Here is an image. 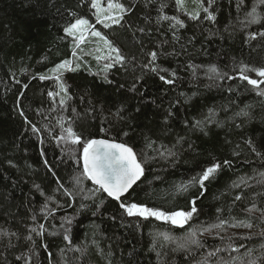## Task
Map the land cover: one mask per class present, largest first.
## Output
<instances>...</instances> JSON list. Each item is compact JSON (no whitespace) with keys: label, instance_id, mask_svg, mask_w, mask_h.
I'll return each instance as SVG.
<instances>
[{"label":"trees","instance_id":"trees-1","mask_svg":"<svg viewBox=\"0 0 264 264\" xmlns=\"http://www.w3.org/2000/svg\"><path fill=\"white\" fill-rule=\"evenodd\" d=\"M122 2L134 8L120 25H97L126 57L105 73L93 48L73 57V39L63 31L73 13L95 22L88 0H0V264H264V97L239 79L244 65L264 67V4L203 0L194 20L175 0ZM205 7L215 20L205 18ZM253 7L259 23H249ZM152 51L158 53L152 66L167 71L143 67ZM66 59L80 67L63 73L70 98L61 105L64 93L48 95L59 92L56 80L39 75L51 77L49 70ZM210 109L208 134L193 130ZM61 125L82 143L132 147L145 173L129 199L161 210H187L197 188L179 186L215 160L232 164L206 184L198 212L183 227L127 217L82 175V144L55 139ZM239 222L252 227L233 226ZM40 224L43 236L31 231Z\"/></svg>","mask_w":264,"mask_h":264},{"label":"snow or ice","instance_id":"snow-or-ice-1","mask_svg":"<svg viewBox=\"0 0 264 264\" xmlns=\"http://www.w3.org/2000/svg\"><path fill=\"white\" fill-rule=\"evenodd\" d=\"M84 0H81L83 3ZM153 0H147V3H152ZM197 4L203 3V0H195ZM214 0H208V3H213ZM243 3V0H240ZM259 3L264 4V0H259ZM175 6L183 10L185 8V0H175ZM88 7L90 10L94 9L95 11L92 15L95 17V22H90L89 18H85L84 16H76L75 13L72 15L75 17L74 22L70 23L66 26L63 31L66 33L68 37L73 39V52L72 56L79 59L77 55V50L83 52L81 45H84L88 42L89 36L95 38V42L98 45H102L103 47H97L96 53H100L104 51L103 55L96 54L94 56L97 62L103 60L105 61L103 65L102 71L107 73L108 70L114 68L117 64H123L126 60V57L122 54L120 48L116 47L113 42L108 39V37L102 33L101 30L97 28V25H102L103 28H110L112 25H120L121 21L125 20L126 14L133 11L134 6L126 5L122 2V0H88ZM163 7V6H162ZM239 7V5H238ZM203 11L207 14L206 19L215 20V16L208 11V8H203ZM252 19L249 23H259L260 17L256 15V8L253 7L252 12L248 13ZM192 19H199L198 13L191 14ZM161 20H170L174 21L172 25L175 27L179 25L180 27H184L183 21L178 19L176 16L169 17L167 15H163L160 17ZM139 31H145L144 28L139 29ZM255 33L252 34V38H255ZM260 35L264 36V33H260ZM106 50V51H105ZM89 55L91 53H88ZM151 59L143 65L144 68H150L151 71H167L166 69H157L152 66L157 59L158 53L152 51L148 53ZM80 65L77 63L73 66L72 60H63L59 64L55 65L49 71L52 73V76L40 74L39 79L41 81L53 78L56 80L59 92L53 93L48 92L50 97L58 96L60 93H64V98L60 100L61 105L66 102L68 97V88L65 82L63 81V73L65 71H76ZM210 72L217 73V69L215 66H212L209 69ZM254 72L257 78H252L247 73ZM174 76L175 73L173 72ZM224 75H227L225 73ZM35 79V77H33ZM231 79L232 77H228ZM104 79L108 83H112L107 78V75L104 76ZM159 79L168 84H173L174 81L170 78H166L164 75H160ZM239 79L242 81H246L248 85L252 86V89L256 91L257 95L264 97V88L261 86L264 85V67H248L244 65L239 70ZM19 83V82H18ZM25 88L28 87L27 84L23 85ZM123 87V85H120ZM132 90H135V84L132 86ZM74 111V110H73ZM211 114L212 110H209V115L206 116L202 120H196L190 126L193 130H199L203 132L204 135H207L206 124L211 123ZM247 115L246 112L237 113V115ZM23 115V113H21ZM171 111L168 112V116H171ZM168 116L165 117V121H167ZM30 123V122H29ZM186 125L189 124L188 121L185 122ZM236 127H240V125H236ZM62 134L58 137H55L58 141H62L64 143H71L73 145H81L82 144V161H83V172L82 175L90 180L94 185H96L95 192L105 193L108 198H111L113 201L118 203L119 209L126 214L127 217H139L147 220L148 218H155L156 220H162L165 222H171V224L183 227L189 220H191L198 212L197 200L204 194L206 191V184L211 182L212 179L216 178V174L221 171L225 166H231L232 161L229 159H224L222 161L215 160L210 165L201 169V171L193 175L187 182V184H181L178 190H182L183 192H187L189 188H197V192L193 193L192 196L188 200L189 208L179 209V210H161L156 207H149L142 202H136L134 200L129 199L131 190H133V186L137 184L140 178L144 174V168L142 167L141 162L137 159V154L128 144L120 142H113L107 139H84L82 143V136L78 134L71 126L64 128L61 125ZM102 131H106L105 129H101ZM33 132H38L39 129L32 126ZM125 136L128 135L127 132L124 133ZM181 140L183 137L180 138ZM179 143V141H178ZM246 143L251 144L252 141H246ZM191 147V144H189ZM257 155H261L256 148L252 149ZM169 156H175L176 153L171 150L166 149ZM235 154V153H234ZM43 155V152H42ZM163 155V153H161ZM48 162L45 161V164ZM52 170L51 167L49 169ZM264 175V174H262ZM39 188V186H36ZM71 195V193H68ZM240 197H237L239 199ZM126 199L128 202H126ZM103 201H101V204ZM100 205H97V210H99ZM253 209H248L247 211L251 212ZM95 215V213H93ZM35 220V217H33ZM115 219V217H113ZM68 223L71 224V220H68ZM243 225L245 227L251 228V224H244V222H239L237 225ZM222 225H216L215 227H220ZM32 232H35L39 236L44 235V225H39V230L37 228L31 229ZM67 229H65V233H67ZM204 231H210V229H205ZM14 235V234H13ZM195 235V233H193ZM259 235L264 236V232H261ZM65 240H69V236L67 234L63 237ZM251 238V237H249ZM28 239H32L31 236ZM47 248V245H44ZM209 255H214V253H209ZM19 259V257H18Z\"/></svg>","mask_w":264,"mask_h":264},{"label":"rangeland","instance_id":"rangeland-1","mask_svg":"<svg viewBox=\"0 0 264 264\" xmlns=\"http://www.w3.org/2000/svg\"><path fill=\"white\" fill-rule=\"evenodd\" d=\"M187 0H185V8L184 10L189 14L191 15L192 13H198V15L200 14L201 10H202V5L201 4H198V6H194V4L192 3H189V2H186ZM191 2V1H190ZM90 47V48H93V51L96 53V48L99 46V47H103L102 45H98L96 42H95V38L89 36L88 38V42L85 43L84 45H81V47ZM106 51V50H105ZM96 54H100V55H103L104 54V51L100 52V53H96ZM96 54H93V56H95ZM66 72V71H65Z\"/></svg>","mask_w":264,"mask_h":264},{"label":"water","instance_id":"water-1","mask_svg":"<svg viewBox=\"0 0 264 264\" xmlns=\"http://www.w3.org/2000/svg\"><path fill=\"white\" fill-rule=\"evenodd\" d=\"M109 141H111V140H109ZM113 142H116V141H113ZM117 143H120V142H117ZM137 159H138V157H137ZM142 167H143V166H142ZM144 173H145V172H144ZM143 177H144V174H143V176L140 178V180L137 182V184L142 180ZM137 184H136V185H137ZM136 185H134L133 188H134Z\"/></svg>","mask_w":264,"mask_h":264}]
</instances>
